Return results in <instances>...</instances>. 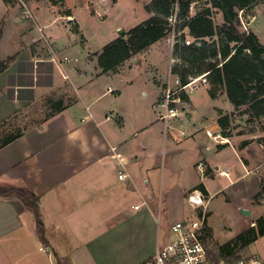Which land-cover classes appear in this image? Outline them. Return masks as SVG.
Returning <instances> with one entry per match:
<instances>
[{"label":"crops","instance_id":"1","mask_svg":"<svg viewBox=\"0 0 264 264\" xmlns=\"http://www.w3.org/2000/svg\"><path fill=\"white\" fill-rule=\"evenodd\" d=\"M63 1L71 15L53 2L29 0L32 17H28L21 13L19 1L0 0V59L11 58L0 73V120L21 116L42 97H56L65 82L75 90V99L64 101L61 112L0 148V183L25 187L39 196L45 230L41 240L35 213L19 198L0 196L4 253L0 264L8 261L6 254L16 253L4 250L15 243L20 256L15 264H56V257L68 264H142L171 240L162 244L160 239L162 204L177 207L179 211H174L185 218L180 205L200 184L208 191L207 210L212 213L216 203L233 201L232 187L248 192L237 207L257 212L252 225L264 204V199L258 206L251 200L260 190L258 169L235 145L236 138L221 142L207 134L210 130L221 135L219 110L235 111L226 92L212 97L207 84L205 106L189 95V115L166 124L159 119L157 102L170 76V46L164 39L155 42L125 61L117 73H101L97 56L91 55L101 49L88 51L81 61L67 62L64 58L75 45L86 44L87 39L76 11ZM66 16L76 18L79 34L71 30L73 20H61ZM96 16L100 17L99 11ZM167 54L168 74H164L159 64ZM208 114L215 119L209 122ZM186 129L191 135L182 133ZM202 134L205 143L197 139ZM187 138L194 144L181 147ZM231 156L233 164L228 162ZM201 161L203 171L198 167ZM121 172L128 176L121 179ZM175 176L182 178L181 184L173 182ZM261 242L264 235L253 243L264 258Z\"/></svg>","mask_w":264,"mask_h":264},{"label":"trees","instance_id":"2","mask_svg":"<svg viewBox=\"0 0 264 264\" xmlns=\"http://www.w3.org/2000/svg\"><path fill=\"white\" fill-rule=\"evenodd\" d=\"M14 4L17 0H5ZM261 0H152L146 9L152 13L146 20L130 28L109 43L105 44L97 56L101 73H117L123 63L137 54L144 52L155 42L164 39L174 30L181 31L180 38L193 37L199 43H176L173 56L179 59L172 73L178 75L182 83L189 77L207 73L210 83V95L215 97L220 91H225L235 110L245 108V113L251 119H261L260 129L264 131V43L258 35L249 29H244L240 18V10H247ZM202 2L200 9L197 4ZM195 7V14L192 12ZM214 10L223 16V23L214 19ZM71 15L70 9L66 10ZM175 17L172 24L170 18ZM71 30L80 33L79 24L73 23ZM83 37V36H82ZM204 39L209 41L204 42ZM11 58L0 59V73L4 71ZM54 109L44 120L61 112L65 108L63 99L49 100ZM234 112V111H233ZM232 113L219 110L218 124L221 135L226 138L233 136ZM18 114L9 120H0V148L20 137L27 128H17L2 132V127L11 124ZM243 142L242 144H245ZM199 188L205 196L208 195L203 184ZM0 196L21 199L36 216L37 228L41 240L45 238L44 223L40 213V198L25 187H17L0 183ZM255 225H250L224 243H216L215 260L224 259L234 262L240 256L237 251L248 247L260 236L264 235V215L256 219ZM204 241L212 237V228H205ZM210 251V250H209ZM210 253H212L210 251ZM238 254V255H237ZM56 264H68V261L56 257Z\"/></svg>","mask_w":264,"mask_h":264},{"label":"rangeland","instance_id":"3","mask_svg":"<svg viewBox=\"0 0 264 264\" xmlns=\"http://www.w3.org/2000/svg\"><path fill=\"white\" fill-rule=\"evenodd\" d=\"M17 1H19L21 13H24L25 7L23 6L22 1L27 4L29 0ZM44 1L53 2L52 4H54L62 13H66V10H68V7L63 0ZM151 1L152 0H67L68 4L76 11L78 19L83 26V33L87 39L86 44L82 45L80 42H78L73 49L74 52H71V54L69 53V55H67L69 56L68 58L71 57L70 59L73 58V60L78 58L81 61V59L86 57L88 51L93 52L98 49H102L105 44L121 35L120 29H123V33H125L127 31L126 29L129 30L130 28L146 20L150 15H152V13L148 12L146 9V5H148ZM201 4L202 2L197 4V10L200 9ZM195 10L196 9L193 6V14L196 13ZM96 11H99L100 17L96 16ZM214 12L215 22L222 24V14L217 10H214ZM239 15L244 29L254 31L260 38L261 42L264 43V0H261L256 5L245 11L240 10ZM64 18H66V20L61 19L63 22L73 20L70 24L71 27L73 26V23H77V20L74 16H72V18L70 16H66ZM26 20L32 22L31 19ZM118 26H120L119 29H117ZM171 36L172 32L171 34H168L166 38H164V42H166V44L169 46V39ZM81 39L83 42L85 38L82 37ZM203 41L207 42L209 39H204ZM91 55L93 56V53ZM168 66L169 54L160 60L159 67L161 72L168 74ZM207 84L210 85L209 79ZM207 84L200 83L190 93L193 101L197 104H200L201 106L206 105L204 100H206V96L208 94ZM60 89L61 90L56 95V97H53V95L51 97H42L37 102L30 104V106L26 109V111H24V113L21 114V116H18L11 122V124L2 127V132L5 133L8 131H13L17 128H30L37 125V123L42 122L45 116L51 113V110L54 109L53 106L49 105L50 99L54 100L56 98L55 100H57V98L62 96H64L65 102L75 99V90L71 83L65 82ZM207 116L209 122L215 119L213 114L212 116L209 114ZM232 119L233 138L237 139L235 145L239 147V150L243 152L244 156L253 159V164L251 167L258 169L256 174L260 179V190L253 197L251 196L252 203L255 206H258L264 199V131L260 129V122L262 120L260 118L249 120V115L245 113V108L237 111L235 110L233 112ZM186 133L191 135L187 129ZM202 135L199 136V138L197 137V139H201V141L205 143L207 139L204 137V134ZM189 139L190 138L182 140L183 143H181V147L191 145L192 143L194 144V142ZM245 141L246 143L242 144ZM167 155H171V153L168 152ZM228 162L233 164L232 156ZM178 178L179 177L175 176L173 182L181 184L182 178L181 180ZM239 188L240 186L236 185L230 189V193H232L233 196V201L231 203H216V206L214 207V213L207 210V221L208 225L212 228V237L207 238L205 243L207 248L212 252L213 257L217 252L216 243H224L241 231L247 229L250 226L249 222L257 217L256 211L252 215H245L240 210H238V202L244 201L248 196V192H243L244 190ZM222 199H226V201H228V197L225 194H223ZM180 207L184 208L183 217H191L194 215V212L192 215H189L192 212V208L189 206L187 198L186 200L183 199V205H180ZM169 208H171L169 203H163L161 207V213H159L158 228L160 231V239L162 244L168 242L172 238V225L177 220L182 218L177 212L174 211L177 209V207H175V209ZM186 208L187 210H190L188 211L189 214H187L188 212H186ZM259 210L262 212L261 215H259V217H261L264 215V204ZM209 222H211L212 226L214 227H212ZM254 223L255 222H253L252 225ZM23 242H25V239H23ZM261 245L264 247V242H261ZM27 246H31L29 245V242H27ZM18 247L19 246L16 243L6 245L4 248L5 251L6 249L7 251L11 249L15 250L16 253L12 252L6 254L5 257L8 258V261H5V264H15V262L19 260L20 256L17 254L19 252ZM25 247L26 245L24 243L21 248ZM41 247L46 248L49 252L47 253L50 254V251L47 247ZM256 247L257 244L253 243V245L251 244L241 251H237V253L240 254L238 258L251 254H257ZM2 256H4V253L0 252V257ZM16 257L17 260L14 261L12 258ZM214 259L216 258L214 257ZM53 263L55 264V261H53Z\"/></svg>","mask_w":264,"mask_h":264},{"label":"built area","instance_id":"4","mask_svg":"<svg viewBox=\"0 0 264 264\" xmlns=\"http://www.w3.org/2000/svg\"><path fill=\"white\" fill-rule=\"evenodd\" d=\"M22 3L25 7V14L32 17V13L26 3L23 1ZM175 20V17L170 18L172 24L175 23ZM39 30H42V28L39 27ZM181 34V31H172V36L169 39L172 51L174 45L178 42H184L185 44L199 43L198 40L190 36H187L182 41L180 38ZM64 60L67 62L72 61L68 57H65ZM177 62H179L178 58H171L169 66L170 76L166 82L163 94L157 102V108L160 113L159 119L164 120L166 124L172 119L188 116L191 111L190 93L200 83H208L207 73L189 77L186 83H182L178 75L172 74V68ZM182 133L186 134L185 131H182ZM207 134L214 139H219L221 142L226 140L221 135H213L210 130H207ZM118 156L121 157V154H118ZM198 167L203 171L205 164L201 161ZM127 176L128 174L125 172H121L119 175L121 179ZM187 200L194 215L177 220L172 225L171 240L167 244L158 247L155 254L147 258L142 264H264V258L258 254L243 256L231 263L224 259L215 260L204 241L208 219L206 197L200 189H193L188 194ZM41 249L48 252L44 247H41ZM50 264L54 263L51 262Z\"/></svg>","mask_w":264,"mask_h":264},{"label":"water","instance_id":"5","mask_svg":"<svg viewBox=\"0 0 264 264\" xmlns=\"http://www.w3.org/2000/svg\"><path fill=\"white\" fill-rule=\"evenodd\" d=\"M123 32H124V30L123 29H120V34H122ZM240 211L242 213H244L245 215H251L252 214V212H251L250 209L241 208Z\"/></svg>","mask_w":264,"mask_h":264}]
</instances>
